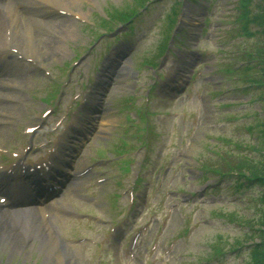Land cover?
<instances>
[{
  "label": "rangeland",
  "instance_id": "rangeland-1",
  "mask_svg": "<svg viewBox=\"0 0 264 264\" xmlns=\"http://www.w3.org/2000/svg\"><path fill=\"white\" fill-rule=\"evenodd\" d=\"M201 1H204L205 4H207L206 2H213V0H192L185 3L191 7L188 9L189 15L194 19L197 18V21H193L192 26L186 25L188 33L192 35L198 33L200 28H202L203 19L206 18L203 12L198 14L197 11L200 7L202 8L198 4ZM137 2V0H97V5L93 6L87 4L85 0H81L73 6H68V9L74 12L78 19H68L69 22L65 30H63L65 32H57V35L64 37L61 42L54 40L55 43L62 46L61 55L50 52L53 46L52 39L50 42L45 40L42 44H39L38 39L41 38V34L37 35L35 33L34 35L35 29H31L32 35L35 36V47H37L35 55L36 65H40V67L36 69L28 66L27 60L19 63L18 66H16V61L13 59L2 63L0 83L6 87L0 90V95L10 97L16 104L12 106L11 103H0V115L10 117V120L13 121L11 127L14 129L15 126L16 129L25 128L26 124L30 122L28 120L32 112L40 107L38 95L40 98L43 96L38 92L42 91L44 87L42 83L50 82L49 78L55 69L61 67L62 72L66 62L71 61L77 53H82L83 49L89 46L90 40L86 36L87 31L83 23L86 24L93 19L96 12L102 15V12H108V10H110L109 15L112 18L121 19L124 14L121 15L119 12L126 11L125 13H127L129 10L135 9V3ZM172 2L173 0H161L142 16L140 24L144 25L148 22L151 33L148 34L144 45L139 50L128 55L130 73H128L129 76L125 75L123 84L113 83L111 85L107 103L110 104L111 108L112 104H115V107L119 108V113L115 114L110 110L104 114L107 121L102 127L108 128L109 132L100 139L94 137L91 143V145L94 144L93 146L103 147V150L106 149V153H109V155L121 148L116 140L115 133H117L116 130H123L120 128L121 124H127L125 123L126 118L124 115L126 109L125 99L131 91L132 76L136 74V68L142 61L153 63L158 57L159 48L164 43L166 33L169 30L167 20L163 18L165 15L162 14L167 11ZM214 3L210 21L214 20L216 24L211 23L209 27L210 33H208L206 38L207 41L193 48L195 52L206 51L210 55L203 63H206L207 66L199 77L200 81L190 91L189 101L185 103V111L189 115H195L193 120L195 126L192 127L187 121L184 123L181 120H170L165 116L152 117L151 124L155 137L152 142L151 153L149 154L147 170L148 172L154 169L163 171V169L171 167L169 171L172 172L167 177L162 175V171L156 173L159 176L162 175V177L158 181L156 192L153 194L154 197L149 198L152 212L141 209L142 213L138 217V225L136 222L134 226V233L139 234V236L132 250L130 247L131 241L128 238L125 250V264H203L212 257V250H226L235 241H238L242 246L239 247L238 252L222 256L225 258L220 264H245L250 257L246 249L253 241L251 242L245 237L244 230L241 227L228 221L229 219H235L244 223L258 222V215L255 210L256 203H253L252 200H247V197L241 201L240 199H235V195H237L235 191L232 188L227 190L226 187L220 192L223 200H215L213 196H209L202 203H200L201 200L193 201L185 209L183 207L186 204L174 200L177 199L175 198V193L182 192L181 195H177L178 198L181 196L187 197V194L198 193L205 189L204 178L200 172L204 168H217L221 165V157H218V155L216 157V153L225 157L226 161L235 162L238 154L234 151L231 152V150L237 151L238 148L235 146L238 144L240 145L238 152L256 157V153L251 150L250 145L259 130H253L248 133L247 127H249V122L252 123L253 115L261 111L257 99L262 96V93L249 92L243 94L238 92V96L235 98L233 97L235 94H227L226 97L232 98L231 100L220 102L223 105H227V107L224 108L222 106L220 109L218 104L216 106L213 105V100L204 96L203 90H206L208 83H218L223 80L222 77L224 76H222L221 70L224 67L223 65L228 66L238 60L246 61L248 58L246 52L252 47L256 49L255 43L257 42V38L243 39L244 41H242L239 36L243 28V24L238 18L242 10V7H240L241 0H214ZM159 15L162 16L155 20ZM196 15L198 16L196 17ZM46 26L49 29H53L49 24ZM248 30H250L251 34L255 33L256 27L249 26ZM16 33L19 35L20 29ZM48 36L49 38L51 37L50 35ZM88 36L92 38L95 33H88ZM255 37H258L257 34ZM20 41L19 44L22 45L23 41ZM22 46L25 47V45ZM45 48H47V51L43 52ZM237 49H243V52ZM182 52L186 51L182 50ZM25 59H27V56H25ZM90 65V63L83 62L77 67V74H74L75 71L70 73V82L63 95V112L59 116L60 118L68 111L67 108L76 92L79 95L78 100H80L82 93L79 90V85L80 83H85L92 76L89 70L91 68ZM198 67L199 65H196L194 69ZM8 68L12 69L8 70ZM14 68L17 69V72ZM12 72H16V74L11 75ZM141 76L146 77L149 81L148 73L142 72ZM113 79L115 80V78ZM77 83L79 84L77 85ZM9 86H14L15 88L10 92L7 90ZM219 87L216 89L209 88L206 91L208 93L213 91L210 95L216 96L224 89V86ZM16 89L19 90L15 91ZM184 92L185 90H182L175 94L173 105H175L174 103L176 105L174 107L168 104L167 101L161 104L153 102L151 111L153 114L155 112L163 113L167 111L172 113L180 111L179 101L184 98ZM198 98H201V101ZM218 101H221V99ZM6 105L14 108L7 109ZM140 111L141 108L138 104L132 108L130 117H133V123L137 121V115ZM20 121L24 122H21V124ZM18 124L21 125L19 126ZM256 126V124L251 125V127ZM5 130H3V133H7L6 136H8L11 130ZM192 130H194L193 135H191ZM14 133H16V130ZM132 133L133 130H129L128 135L133 137ZM210 138H218L220 142H213ZM3 142L4 139L0 138V143L3 144ZM90 154L95 156V152L91 151ZM153 181L156 182V179ZM126 190L127 188L122 191L123 199L119 200L118 206L126 205V193H128L125 192ZM159 191H163V193ZM110 193L106 194L105 197ZM248 193L252 197H257L259 190L258 188H250L249 191L244 192L242 197ZM163 205L164 207L160 209ZM106 212V210H102L101 213H97L100 214V217H109ZM216 215L229 219H219L216 218ZM54 221L58 220L55 219ZM60 225L65 227L64 224ZM139 227H143L145 231L141 233V230L138 231ZM67 235L71 234L67 233ZM83 235H86V233H83ZM59 237H61L60 234ZM61 243L66 247L63 241ZM29 246L25 247L22 254L13 255L12 257H10L8 249L3 251L1 247L0 264H41V255L38 256L33 251L31 256L29 252L31 248ZM102 253V247L97 249L90 247L88 249L83 245L73 252L71 259L76 262L72 263L70 259L69 264H96L94 259L101 256ZM104 258H110V255H106Z\"/></svg>",
  "mask_w": 264,
  "mask_h": 264
},
{
  "label": "bare ground",
  "instance_id": "bare-ground-1",
  "mask_svg": "<svg viewBox=\"0 0 264 264\" xmlns=\"http://www.w3.org/2000/svg\"><path fill=\"white\" fill-rule=\"evenodd\" d=\"M79 1L80 0H0V32L7 29L3 23V19L8 20L10 19L11 15L12 21L8 20V25L12 28L15 27V25H13L15 9L16 7L18 10L20 8L21 24L18 28L20 29V40L23 41L22 44L26 45L27 49L29 50L28 52L33 55H36L37 47H35L34 43L35 34L32 35L31 29H35V33H37V35L41 34V38L38 39V42L39 44H42L45 40H47V42L51 41V38H49L48 35L43 33V27H47L46 25L49 24L53 28L50 30L57 34V32L62 33L69 22L67 18L63 17L59 20L46 19L44 21H41L36 19V17L38 18V16L46 15L47 11L44 9L43 4L52 3L57 6L58 9H60L61 11H66L69 5L73 6ZM95 2L97 1L95 0ZM18 13L19 12H17L16 15ZM190 20L192 24L193 19L191 18ZM17 46L21 47L19 44H17ZM46 51L47 48L43 50V52ZM61 51L62 46L53 42V46L50 49V52H53L52 54L56 53V55H61ZM10 69L12 68H8V70ZM15 70L17 72V69ZM16 72L12 73L16 74ZM116 73V78L113 82L118 85L123 84L125 75H128V73H130V62L126 58L122 59L117 65ZM0 90H2L1 83ZM6 107L7 109L14 108L7 105ZM3 130L5 129L0 128V138L2 139L7 134H4ZM5 131L7 132V130ZM105 132V129L99 130L96 137H103V134ZM0 217V250L1 247L3 248V251H6L8 249L10 257H12L13 255L15 256L17 254H22L24 252L25 247L31 244V241L28 240L37 237L36 234L38 233V225H40L39 222L37 220L35 221L33 217H28L24 212L12 213L9 219H5V215L2 214H0ZM11 232H17L13 238L10 237ZM49 235L44 234V238L41 244V247H44V253L41 255V264H68L66 263V258L62 257L64 247L62 246V244L54 241L51 237H49Z\"/></svg>",
  "mask_w": 264,
  "mask_h": 264
},
{
  "label": "trees",
  "instance_id": "trees-1",
  "mask_svg": "<svg viewBox=\"0 0 264 264\" xmlns=\"http://www.w3.org/2000/svg\"><path fill=\"white\" fill-rule=\"evenodd\" d=\"M256 4L254 5V11L250 13L249 18H247L246 24L254 25L255 27H260L257 34L262 36V39L255 43L256 49L250 50L247 52L250 54L251 58H258L259 60V67L257 69V74L255 75L256 78L253 80H249L251 84H263L264 85V0H255ZM251 58H248L251 59ZM246 70V68H244ZM264 125V124H263ZM264 131V128L262 129ZM264 137V132L262 133ZM254 149L259 151V155L257 158H241L236 159L235 162L227 164H221L224 166V171L226 172H236L240 174H247V179L249 182H255V184L262 187V194L259 199L260 209L258 222L253 224L252 222L245 223L244 225L249 229V232L246 234L247 237L250 234V238L256 239L254 241L253 248L251 249V257L247 264H264V139L258 140ZM212 173H216L217 169L211 170ZM242 186V184H241ZM238 244V242H237Z\"/></svg>",
  "mask_w": 264,
  "mask_h": 264
}]
</instances>
